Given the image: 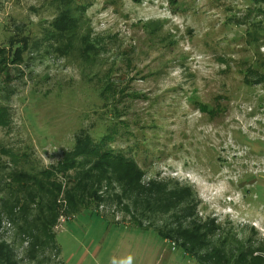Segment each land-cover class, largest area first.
Instances as JSON below:
<instances>
[{
  "label": "rangeland",
  "instance_id": "obj_1",
  "mask_svg": "<svg viewBox=\"0 0 264 264\" xmlns=\"http://www.w3.org/2000/svg\"><path fill=\"white\" fill-rule=\"evenodd\" d=\"M2 48L0 264H264V0H0Z\"/></svg>",
  "mask_w": 264,
  "mask_h": 264
},
{
  "label": "trees",
  "instance_id": "obj_2",
  "mask_svg": "<svg viewBox=\"0 0 264 264\" xmlns=\"http://www.w3.org/2000/svg\"><path fill=\"white\" fill-rule=\"evenodd\" d=\"M172 3L177 2V0H171ZM70 15H62L58 21L59 22V26L62 29V27H65V24H63L65 19H70L69 18ZM249 34H251V32H249ZM23 40V38H22ZM24 43H26V41H24ZM23 51L22 48L18 47L15 49V55H14V60H19L20 59V55L21 52ZM2 52H4V49H0V56L2 54ZM4 59V58H3ZM2 59H0V74L3 71V67L2 65ZM5 67V64H4ZM247 74L248 75H255L256 76V80H250L249 78H246V82L250 83L251 81H264V73H260L258 70L252 68V67H248L246 69ZM4 72V71H3ZM248 77V76H247ZM200 109L202 111H205L207 113H209L210 115H214L216 113V110L211 109L209 106L204 105V104H199ZM0 114H2V110L0 109ZM1 118V115H0ZM1 122V121H0ZM116 129L111 131V134L108 136H105L101 142L92 145V146H88L89 149V156L90 157H95L96 160L94 162L95 167H97V169L99 170H103V169H115L116 172L119 174H121L120 176H118L121 180H123L128 188H135L137 190L141 189V191H145L148 194L149 197L153 196V200L154 201H158L159 199L164 200L163 202V207L166 206V202H174V201H181L182 199H184V190L183 189H178V188H174L171 191H168L167 189V183L158 181V180H149V182L147 183V185L143 184L141 182V178L143 175V172H141L137 165L129 159H126L123 155L114 153V151L112 150V148H110V146H108V141L110 139H112L113 135L116 133ZM86 146H84L83 148H80L81 150H84ZM78 153H80L79 151H77L75 154L77 155ZM69 159V158H68ZM90 161V160H85ZM119 169V170H118ZM114 170V172H115ZM188 189V188H187ZM187 189L185 190V192H187ZM189 194L190 189H188ZM154 194V195H153ZM192 194V193H191ZM196 203L193 201V204H191L190 202V215H193V206ZM196 226L195 229L196 230H202L205 229L207 227H209L207 225V223H195ZM205 233H207L206 231L202 233V235H205ZM177 234L182 235L184 240H188L190 238V232L188 230H183V229H178L177 230ZM166 237V236H165ZM184 249V246L182 247ZM3 256V255H2ZM4 258H6L7 256H3ZM7 260V259H6Z\"/></svg>",
  "mask_w": 264,
  "mask_h": 264
}]
</instances>
